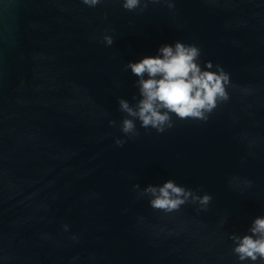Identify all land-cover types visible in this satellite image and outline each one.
Listing matches in <instances>:
<instances>
[{
  "label": "water",
  "instance_id": "95a60500",
  "mask_svg": "<svg viewBox=\"0 0 264 264\" xmlns=\"http://www.w3.org/2000/svg\"><path fill=\"white\" fill-rule=\"evenodd\" d=\"M176 40L230 74L229 99L207 121L125 136L124 65ZM167 179L211 194L207 209H154L133 187ZM257 215L264 0H0V264H241L229 234Z\"/></svg>",
  "mask_w": 264,
  "mask_h": 264
},
{
  "label": "clouds",
  "instance_id": "9594fccd",
  "mask_svg": "<svg viewBox=\"0 0 264 264\" xmlns=\"http://www.w3.org/2000/svg\"><path fill=\"white\" fill-rule=\"evenodd\" d=\"M88 7H95L102 0H81ZM149 0H121V6L133 11L146 8ZM160 2V0H152ZM169 8L174 0H164ZM143 6V7H141ZM106 45L113 44V37L103 35ZM200 48L195 43L176 40L160 45L153 55L129 60L124 67L135 77L137 95L134 103L119 97V110L123 116L119 128L131 138L137 134L136 123L144 129H155L162 133L173 127L172 117L207 121L221 101L229 99L230 74L211 60L201 62ZM109 123H115L109 120ZM115 144L122 146L123 138L116 137ZM246 184L252 181L245 179ZM133 187L139 195L147 196L150 207L172 212L186 203L198 205L206 210L212 199L211 194L200 193L193 188L177 183L173 179L162 183H149L143 188L138 183ZM67 230L68 225L63 226ZM232 252L241 264H264V215L252 218L244 233H230Z\"/></svg>",
  "mask_w": 264,
  "mask_h": 264
}]
</instances>
